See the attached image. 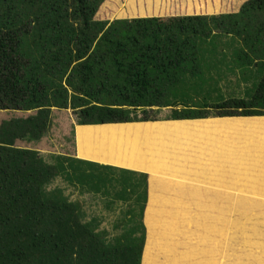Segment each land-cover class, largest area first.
Masks as SVG:
<instances>
[{
  "label": "trees",
  "instance_id": "16d2710c",
  "mask_svg": "<svg viewBox=\"0 0 264 264\" xmlns=\"http://www.w3.org/2000/svg\"><path fill=\"white\" fill-rule=\"evenodd\" d=\"M170 1L125 0L150 17L110 20L117 0H0V110L24 114L0 124V264H142L147 174L62 154L49 163L17 144L41 141L54 109L73 110L79 126L243 117L233 125L264 145V0L233 13L241 0H175L176 16H152ZM230 74L250 96H221ZM207 88L215 100L203 103ZM58 177L128 207L123 232L109 240L86 221L49 189Z\"/></svg>",
  "mask_w": 264,
  "mask_h": 264
},
{
  "label": "rangeland",
  "instance_id": "374dc122",
  "mask_svg": "<svg viewBox=\"0 0 264 264\" xmlns=\"http://www.w3.org/2000/svg\"><path fill=\"white\" fill-rule=\"evenodd\" d=\"M176 1L179 2L181 0H176ZM246 1L247 0H241L240 3L237 4L236 8L230 9L226 12L233 13L238 11L239 7ZM170 3L172 5L165 7V10L161 13H158L157 15H159L160 17L176 16L174 15L173 11L170 12L171 8L174 11L178 10L177 7L175 6V0L174 2L171 0ZM119 7H121V4L119 5ZM126 8L127 7H125V9ZM220 12H213V14H219ZM201 14H205V13H201ZM178 15L184 16L187 14H178ZM207 15H212V14H207ZM104 16L105 14L102 12V8H101L100 12H98L97 18L100 19L105 18ZM236 75L230 74L228 75V77L225 76L220 79L221 88L223 89V91L220 89L221 90L220 94L223 98L228 99L231 96H235V95L240 97H248V94L250 96L251 93H248L246 87H250L251 84L238 82L241 81V79ZM212 92H213L212 88L206 89L205 93L211 94L206 100H203V98H200L198 96H195V98L198 100L199 99L203 100L202 101L203 103L213 102L215 99L212 96ZM170 109L171 107L163 109V111L160 114V117L161 118L166 117L170 113L169 111ZM13 116L14 117L24 116V114L22 112L14 113L13 111L0 110V124L3 122V120L10 119ZM259 118H264V116H261ZM232 119H244V118L216 117L211 115L205 119H197V120H158L154 122L148 121V122H133V123L158 122V126L168 127L170 126V123L168 122L199 121L200 125L205 127V131H207L206 127L209 128L210 130H214L215 128H218V130H214L216 133H213L214 136L213 138H215V144H217L216 148L219 149L218 158L219 156H221V160L218 159L216 162L217 163L222 162L225 166H228L225 168V171H230L231 166L235 167L236 165H238V167L240 168H243V166L246 167L250 166L249 167L250 170L244 167L242 173L244 174V176L242 177H237L236 175H229V180L227 181V183L225 182L228 178V176L226 177V175L223 176L222 180L216 177V180L211 181L213 178H208L204 181V184H202V182L198 183L199 188L203 190L204 187L206 186L207 188L210 189V191L213 190L217 192L219 191L222 192L223 190H229L233 195H238L240 193L241 195L246 194L249 196L254 195L255 197H264V159L260 160V156L263 153H261V151L255 150V147L256 148L261 147L259 149L264 150V145L259 146V144H255V141L257 140L253 141V138H249L250 140H247L245 138V135L248 136V134L240 133V131L237 129L238 126L240 125L238 123H236L237 125H233ZM76 121H77V117L73 110L54 109L53 126L51 128V131L45 137H43L41 141L39 142L33 141L31 143H28L26 141L25 142L17 141V144L20 146H27L37 149L47 162L53 163L54 162L53 157L59 154L70 155L79 158L78 137L80 138V141L84 143V150H88V151L91 150V147L94 145V143L97 144L98 142L107 143L109 138H111L110 134L102 135L101 132H99L100 131L99 128H83V127L79 128L78 127L79 125H77ZM117 124H127V123H117ZM87 131L91 132V134L87 133ZM233 131L235 132L233 133ZM227 134H229L230 136H228ZM218 145L222 146L223 148L222 152H220L221 148H219ZM93 156L95 157L97 156V154H94L93 152ZM91 160H95V158ZM99 164H103V163H99ZM103 165L114 166L110 164H103ZM252 165H254L257 168V170L252 171ZM114 167L127 169L119 166H114ZM260 168L263 170V172L259 171ZM136 172H140L143 174L145 173L148 175L147 202L144 207V213H143V223L146 231V246L144 249L142 264H205L202 263L204 261L202 258H204L206 255V248L204 244V241L206 239V229L214 224L215 220L214 218H212V215L217 214L218 212L217 206L218 204H220L219 201L218 200L213 201V198L202 199L201 200L202 206H200V209L197 208L191 209L193 213H204L205 212L204 206H206V212L207 214L210 215L209 216L207 215L206 217L203 218L197 216L163 217V223L169 229L166 231L167 241L165 240L166 242L161 245L162 247L156 244L154 245L153 237L151 238L152 243L148 242L149 228L147 229L146 226L147 211L150 207V198L152 193V188L150 185L151 177L146 172H141V171H136ZM168 175L170 177H173L172 174H168ZM176 175L179 178V175L178 174ZM118 176H117V180L120 181L118 179ZM219 177L221 176L219 175ZM180 179L188 186L191 187L193 185L195 187L197 186V183L194 182L196 177H183ZM201 180L203 179H200L199 181ZM235 180H239L240 184L242 183V185H240L239 188L233 186V182ZM205 182H211L212 184L208 185V183ZM112 185L113 183L109 186V188H111ZM106 186H108V184ZM253 186L254 188L256 187L255 189L256 191H258V187H260L261 190L258 192H255V190L252 189L250 190V187L252 188ZM55 187L62 188L64 190V194L67 197H69L71 201H76L82 206L83 211H85L86 214L85 217L86 221L94 217L97 218L99 221L98 223L100 224V228L105 229L106 232L108 233L107 238L109 240H114L123 232L121 226H117V225L120 220L125 218L126 210L128 207H126L122 203H117V204L113 203L108 205L109 198L103 196L102 192L94 193L86 188H82V187L75 188L74 186L69 185L61 177H58L50 185L49 189L51 190L52 188ZM120 187H121L120 183L115 182L114 186L111 189L114 192L120 190ZM183 196L187 197L188 195L183 194ZM234 197L236 196H231V199L224 200L228 212L227 214L224 215L226 219L227 233H226V238H224L222 243L224 244V246H226L224 247V251L227 252L230 250V253L228 258L224 256H223L224 258L223 257L221 259L219 258L217 264H221L222 259L224 261V264L226 262L228 264H264V251L260 254V257L258 256V254L255 256L254 255L255 252H253L252 254L251 250H247L249 252H247L245 256L244 254L240 256L242 253L239 254V249L237 247L242 246V244L245 241V235L248 236L246 231L245 233H242L241 235L242 240L240 242L237 240V237H235L234 235V233H237V231L231 233V241L229 245L228 221H231L232 218L238 217V211L235 210L234 208V202L236 200V198ZM181 200L183 203H185L186 201V199H181ZM258 230H259V234L257 236L262 237V240H264V230L262 231V227ZM154 234H155V238H157L158 234L156 233ZM147 245L150 246L147 247ZM211 255L213 256V252H211Z\"/></svg>",
  "mask_w": 264,
  "mask_h": 264
},
{
  "label": "crops",
  "instance_id": "0c3cea01",
  "mask_svg": "<svg viewBox=\"0 0 264 264\" xmlns=\"http://www.w3.org/2000/svg\"><path fill=\"white\" fill-rule=\"evenodd\" d=\"M117 1L118 5L121 4V7L117 9L118 14L116 13L114 17H108L110 20L150 17L134 15L133 9H125V0ZM152 16L160 17L157 14ZM168 123H170L168 127L158 126V122L78 126L79 128H99L102 135L110 134L111 138L107 143H94L91 150L88 151L84 150V143L78 137L79 156H77L84 160L146 172L150 175L151 184L150 182L149 184L152 193L150 207L147 211L146 226L147 229L149 228L148 242L152 243L151 238L153 237L154 245L161 246L167 241L166 231L169 229L163 223V217L197 216L203 218L210 215L206 212V206H204V213H193L191 209H200L202 199L213 198V201L218 200L220 203L217 206L218 212L216 215H212L215 220L214 224L206 229V239L204 241L206 255L202 258L204 260L202 263L205 264H217L219 258L221 259L223 256L228 258L229 256L230 250L225 252L224 247L226 246L222 243L227 233L224 215L228 212L224 200L236 196L234 197L236 198L234 208L238 211V217L228 221L229 245L231 233L237 231L234 235L240 242L242 233L246 231L248 236L245 235L244 243H241L242 246L237 247L239 254L242 253L240 256L243 254L245 256L249 252L247 250H251L252 254L255 252L254 255L258 254L260 257V254L264 251V240L257 235L259 234L258 229L262 227V231L264 230V197L241 195L240 193L233 195L229 190H223L222 192L210 191L206 186L201 190L198 185L199 182L204 184V181L208 178H213L211 181L216 180V177L222 180L224 175L228 176L225 181L227 183L229 175L242 177L244 176L242 174L243 168L250 170V166L240 168L238 165L235 167L230 165V171H225L228 166H225L222 162H216L218 159L221 160V156L218 158L219 149L216 148L217 144H215V138H213V133H216L214 130H218V128L210 130L206 127L207 131H205V127L200 125L199 121ZM87 133L91 134L88 131ZM219 148L222 152V146H219ZM259 148L261 147H255V150L263 153L260 156V160H263L264 150ZM93 152L97 156L94 157ZM93 158L95 160H91ZM254 170H257V168L252 165V171ZM259 171L263 172L261 168ZM175 173L179 175V178ZM168 174H172L173 177ZM183 177H196L194 182L197 183V186L186 185L180 179ZM200 179L203 180L199 181ZM205 183L212 184L211 182ZM240 185L242 183L240 184L239 180L233 182V186L236 188H239ZM251 189L255 190L256 187H250ZM260 190L261 188L258 187V191ZM258 191L255 190V192ZM183 194L188 196H183ZM181 199H186L185 203ZM153 232L158 234L157 238H155ZM211 252H213V256ZM221 264H224L223 259Z\"/></svg>",
  "mask_w": 264,
  "mask_h": 264
},
{
  "label": "water",
  "instance_id": "95a60500",
  "mask_svg": "<svg viewBox=\"0 0 264 264\" xmlns=\"http://www.w3.org/2000/svg\"><path fill=\"white\" fill-rule=\"evenodd\" d=\"M86 126H98V125H86Z\"/></svg>",
  "mask_w": 264,
  "mask_h": 264
}]
</instances>
